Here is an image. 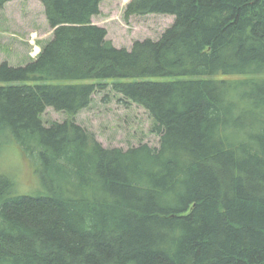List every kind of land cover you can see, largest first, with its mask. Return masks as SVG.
Masks as SVG:
<instances>
[{
    "label": "trees",
    "instance_id": "obj_1",
    "mask_svg": "<svg viewBox=\"0 0 264 264\" xmlns=\"http://www.w3.org/2000/svg\"><path fill=\"white\" fill-rule=\"evenodd\" d=\"M39 1L52 38L0 64V150L36 157L47 190L13 194L0 172V264H264V0H130L126 20L175 16L131 49L93 21L103 0ZM109 85L150 113L160 147L45 125Z\"/></svg>",
    "mask_w": 264,
    "mask_h": 264
},
{
    "label": "rangeland",
    "instance_id": "obj_2",
    "mask_svg": "<svg viewBox=\"0 0 264 264\" xmlns=\"http://www.w3.org/2000/svg\"><path fill=\"white\" fill-rule=\"evenodd\" d=\"M128 1L103 0L102 14L97 19L101 26L107 28L108 39L117 47L131 48L138 39H158L175 21L174 15L160 13L134 15L126 20L125 10ZM52 31L41 1L13 0L0 9V64L8 62L11 66L26 65L34 57L36 48L40 49L44 42L52 38ZM33 33L34 37L31 36ZM40 41H44L42 45ZM218 77L233 79L245 78L247 75ZM170 79V77H147L137 80ZM115 80L124 81V79L101 81L112 83ZM98 81L100 80H92V82ZM42 118L47 126L55 121L64 122L73 118L109 148L128 149L145 143L158 148L161 144V134L154 131V119L150 113L141 105L127 100L114 91L111 85L96 92L89 107L75 116L48 107ZM23 152L15 141L3 145L0 150V172L7 174L13 180L16 192L12 191V193L35 194L46 191L42 181L45 167L36 157L27 156Z\"/></svg>",
    "mask_w": 264,
    "mask_h": 264
},
{
    "label": "crops",
    "instance_id": "obj_3",
    "mask_svg": "<svg viewBox=\"0 0 264 264\" xmlns=\"http://www.w3.org/2000/svg\"><path fill=\"white\" fill-rule=\"evenodd\" d=\"M10 2H13V1H10ZM10 2H8L7 4H9ZM7 4H6V5H7ZM6 5H5V6H6ZM101 10H103V9H102V4H101ZM101 14H102V13H101ZM101 14H100V15H101ZM100 15L97 16V17L95 16V17L93 18V21H94L95 23H97V24H100V22L97 21V19H98V17H100ZM100 25H101V24H100ZM40 42H41V45H42L44 41H40ZM44 43H45V42H44ZM39 45H40V44H39Z\"/></svg>",
    "mask_w": 264,
    "mask_h": 264
},
{
    "label": "bare ground",
    "instance_id": "obj_4",
    "mask_svg": "<svg viewBox=\"0 0 264 264\" xmlns=\"http://www.w3.org/2000/svg\"><path fill=\"white\" fill-rule=\"evenodd\" d=\"M126 1H128V0H126ZM102 4H103V2H102ZM132 16H134V15H132ZM103 26V25H102ZM104 27V26H103ZM106 28V27H105ZM107 29V28H106ZM107 39H108V35H107ZM139 40V39H138ZM113 43V42H112ZM114 44V43H113ZM117 47V46H116ZM119 48H122V47H119ZM125 48H127V47H125ZM132 48V47H131ZM131 48H128V49H131ZM119 94H121V93H119ZM122 95V94H121ZM123 96V95H122ZM124 97V96H123Z\"/></svg>",
    "mask_w": 264,
    "mask_h": 264
}]
</instances>
